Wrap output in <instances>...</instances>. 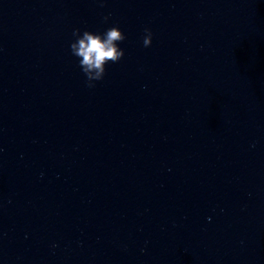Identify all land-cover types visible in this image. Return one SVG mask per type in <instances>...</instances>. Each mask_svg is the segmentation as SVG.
I'll return each instance as SVG.
<instances>
[{"label":"water","instance_id":"1","mask_svg":"<svg viewBox=\"0 0 264 264\" xmlns=\"http://www.w3.org/2000/svg\"><path fill=\"white\" fill-rule=\"evenodd\" d=\"M0 264H264V0H0Z\"/></svg>","mask_w":264,"mask_h":264},{"label":"clouds","instance_id":"2","mask_svg":"<svg viewBox=\"0 0 264 264\" xmlns=\"http://www.w3.org/2000/svg\"><path fill=\"white\" fill-rule=\"evenodd\" d=\"M104 19L107 21L108 17ZM144 32L143 46L148 47L153 34L150 28H145ZM73 36L75 40L70 44L71 53L78 59L87 86L94 87L95 81L104 78L106 65L118 62L124 56L125 50L120 47V42L126 39V35L119 26H112L102 33L85 29L81 34V30L76 28Z\"/></svg>","mask_w":264,"mask_h":264}]
</instances>
